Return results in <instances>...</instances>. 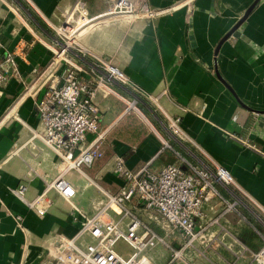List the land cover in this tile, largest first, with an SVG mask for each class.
<instances>
[{
    "label": "crops",
    "instance_id": "crops-1",
    "mask_svg": "<svg viewBox=\"0 0 264 264\" xmlns=\"http://www.w3.org/2000/svg\"><path fill=\"white\" fill-rule=\"evenodd\" d=\"M113 1L0 0L1 52L16 62L0 86V264H58V240L73 238L81 215L94 216L104 194L123 187L114 172L118 157L133 172L225 170L235 185L213 182L216 195L196 220L200 238L172 264H255L234 252L264 246V0H132L136 13L111 15ZM82 3L88 22L77 28L78 51L67 59L80 79L102 78L112 92L98 100L103 156L84 169L87 188L74 200L80 213L52 193L40 215L28 204L58 178L61 163L35 137L43 91L33 92L53 60L55 29ZM93 56L128 82H107ZM169 119L179 120L181 135L169 130ZM21 185L24 201L15 194ZM167 241L175 249L186 243ZM89 242L84 236L78 245ZM154 255L157 264L170 263L162 247Z\"/></svg>",
    "mask_w": 264,
    "mask_h": 264
},
{
    "label": "built area",
    "instance_id": "built-area-1",
    "mask_svg": "<svg viewBox=\"0 0 264 264\" xmlns=\"http://www.w3.org/2000/svg\"><path fill=\"white\" fill-rule=\"evenodd\" d=\"M84 4L67 16L63 26L55 29L56 37L66 42L54 48L53 60L45 71V79L40 82L33 96L35 110L41 131L35 134L45 146L50 148L61 163L58 178L46 185L44 192L28 204L43 215L53 204L51 194L74 205L87 184L84 183V169L90 168L103 156L101 145L106 132L100 129L99 99L112 92L104 85L102 78L82 80L80 69L71 64L67 55L78 51L72 17L88 22ZM132 0H114L108 14L132 15L136 13ZM91 21V20H90ZM74 36V37H73ZM94 64L103 68L106 81L128 82L125 75L108 61L93 56ZM16 72V62L12 52H1L0 46V86ZM27 92L29 90H26ZM168 128L174 135H181L179 120L169 119ZM87 135L93 139L87 141ZM114 172L124 181L121 190L115 195L104 194L105 201L92 217L82 214V224L78 233L71 239H60L55 248L58 264H157L154 255L157 247H162L170 255L169 264L182 261V251L192 248L200 231L196 230V220L203 217V205L213 199L216 191L213 182L235 185L231 176L222 168L214 173L195 170L183 173L177 166H165L159 171L144 166L133 172L125 166L122 158L114 162ZM77 176L76 179L70 175ZM25 186L21 185L15 194L24 201ZM152 224L159 225L164 236L159 235ZM84 236L90 242L78 245ZM186 240L183 248L175 249L167 238ZM123 241L131 254L124 257L115 251V246ZM217 244H222L218 241ZM234 255L239 260L264 264V246L258 251L242 247Z\"/></svg>",
    "mask_w": 264,
    "mask_h": 264
},
{
    "label": "rangeland",
    "instance_id": "rangeland-1",
    "mask_svg": "<svg viewBox=\"0 0 264 264\" xmlns=\"http://www.w3.org/2000/svg\"><path fill=\"white\" fill-rule=\"evenodd\" d=\"M75 36V35H74ZM73 36V37H74ZM56 40L58 43H64L66 42V38H63V41L58 39L56 37ZM105 201V200H104ZM115 251L119 254H121L124 257H128L131 254V249L123 242V241H119L116 246H115Z\"/></svg>",
    "mask_w": 264,
    "mask_h": 264
},
{
    "label": "bare ground",
    "instance_id": "bare-ground-1",
    "mask_svg": "<svg viewBox=\"0 0 264 264\" xmlns=\"http://www.w3.org/2000/svg\"><path fill=\"white\" fill-rule=\"evenodd\" d=\"M85 23H86V21L83 19H79V20H76V26L74 27V29L76 30L77 28H79V27H81V26H83V25H85Z\"/></svg>",
    "mask_w": 264,
    "mask_h": 264
}]
</instances>
